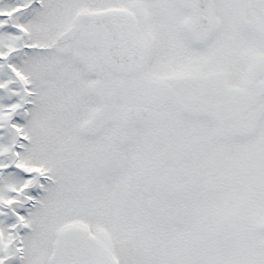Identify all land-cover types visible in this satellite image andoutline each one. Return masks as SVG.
Returning a JSON list of instances; mask_svg holds the SVG:
<instances>
[{
    "label": "snow or ice",
    "instance_id": "6c2138e0",
    "mask_svg": "<svg viewBox=\"0 0 264 264\" xmlns=\"http://www.w3.org/2000/svg\"><path fill=\"white\" fill-rule=\"evenodd\" d=\"M0 264H264V0H0Z\"/></svg>",
    "mask_w": 264,
    "mask_h": 264
}]
</instances>
